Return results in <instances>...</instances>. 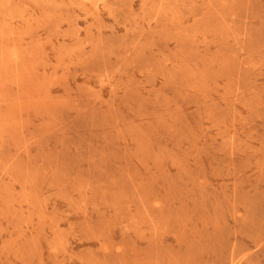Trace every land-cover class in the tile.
Returning <instances> with one entry per match:
<instances>
[{
  "label": "rangeland",
  "instance_id": "rangeland-1",
  "mask_svg": "<svg viewBox=\"0 0 264 264\" xmlns=\"http://www.w3.org/2000/svg\"><path fill=\"white\" fill-rule=\"evenodd\" d=\"M0 264H264V0H0Z\"/></svg>",
  "mask_w": 264,
  "mask_h": 264
}]
</instances>
